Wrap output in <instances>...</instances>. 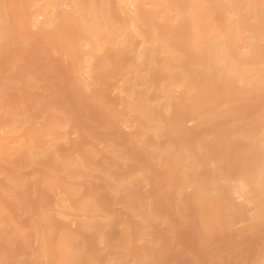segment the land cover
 I'll return each instance as SVG.
<instances>
[{
	"label": "rangeland",
	"instance_id": "obj_1",
	"mask_svg": "<svg viewBox=\"0 0 264 264\" xmlns=\"http://www.w3.org/2000/svg\"><path fill=\"white\" fill-rule=\"evenodd\" d=\"M24 1L0 0V139L15 135L39 152L19 155L0 146V264H264V159L256 163L255 156L256 147L264 148V0H153L152 18L130 27L136 48L128 55L139 71L144 32L154 23L159 33L174 34L196 78L190 109L160 137L141 130L140 96L127 95L137 77L111 74L87 87L89 68L82 76L73 43L28 30ZM232 50L251 61L233 64L224 56ZM217 66L236 83L222 79ZM195 110L210 122L202 125ZM175 142L203 145L205 161L221 155L237 176L258 169L242 214L230 217L224 200L209 204L194 190L197 178L181 186L161 160ZM70 191L80 193L82 207ZM113 212L122 222L106 234L95 231ZM86 222L94 228L85 232Z\"/></svg>",
	"mask_w": 264,
	"mask_h": 264
},
{
	"label": "bare ground",
	"instance_id": "obj_2",
	"mask_svg": "<svg viewBox=\"0 0 264 264\" xmlns=\"http://www.w3.org/2000/svg\"><path fill=\"white\" fill-rule=\"evenodd\" d=\"M151 1H153V0H25L24 2H25V6L27 8V13L25 12L26 14L23 17V19H25L24 20L25 24L24 23L23 24L26 26V28L28 30H30V29L31 30H37V31H40L43 33L53 31V32H55L56 35L58 34L59 37H64L67 39L69 38V40L73 43L72 48L74 47L71 50L73 53L74 52L76 53V56L74 57V59L76 61L75 60L74 61H75V63H78L79 67L77 65V68H80V71H82V76L84 74H86V72H87V71H85V69L89 68V70H88L89 74L88 75H89L90 79L87 80L86 78H84V80H83L84 82H86L87 87H90V88L93 87L94 88V86H96L98 83L102 82V79L104 78V76L109 77V75H111V74H119V75L124 74V75L130 76V77H137V79L139 81L137 80L136 83H134V84H128V86L126 88V91L128 93L127 95L130 97L136 96V95H137L136 97L140 96V100H141L140 102H142V107H140V108H142L141 111L144 114V116L139 115V116H141L140 120H141V123L143 124V128L141 130L143 132H145V134L150 135L153 133L155 135L157 133V135H158V132L161 129L166 128V130H167L168 127L171 126V124L173 122L175 123L177 118L180 119L182 117V115L184 114V112L189 108V106L191 105L189 103V102H191L190 100L192 98L191 94L195 93L194 91L196 90L195 89L196 78H195V75H193L192 73L187 71L186 64H185V60H186L185 56L186 55L182 53V50L179 47L180 43H177L174 41V40H176V37H174V34L173 35L172 34L167 35V34L159 33L156 30V25L154 23H150L149 26L147 27V31H145V32L143 31L144 37H145L144 39L146 40V44H147V48H146V50L144 49L145 53L143 54L145 62L143 61L144 65L142 64L145 68L142 67L143 70H141V68H140L141 71H139L138 69L140 66L138 68L134 66V62H135L134 56L135 55H133L132 53H131L132 56H131V54H129L130 56L128 55L129 51H133L136 48L134 45L136 39L133 38V36H132L133 33L131 32L130 27L134 26L136 24H139L144 19L152 18L150 15V9L148 7V5H149V3H151ZM22 7H24V6H22ZM181 20H184V19H181ZM86 31L87 32L90 31L92 35L91 34L87 35ZM90 36H92V37H90ZM65 41H66V39H65ZM144 46H146V45H144ZM181 47H182V45H181ZM185 47L184 48L182 47V49H185ZM186 48H188V47H186ZM260 49H261V47H260ZM212 50H213V48L211 49V51ZM187 51H188V49H187ZM213 51H212V53H213ZM209 52L210 51H208L207 53H209ZM216 52H214V53H216ZM249 53H250V51H249ZM224 54H226V53H224ZM262 54H264V53H262ZM212 56H213V59H215L214 55H212ZM224 56L225 57L228 56L229 60L233 64L234 63L236 64V62H238L239 60H243V59L245 61L247 60V64H248V60L250 59V57H252V56L247 55V54L246 55L240 54L239 52L233 51V50L231 52H228ZM225 57H224V59L227 60L226 59L227 57L226 58ZM256 58H258V56ZM216 60H218V59H216ZM218 61H217V63H219ZM250 61L251 60H249V62ZM127 62H129L131 65L126 64ZM228 63H230V62L227 61V64ZM219 64H221V63H219ZM236 65H238V63ZM219 66H217V67L219 68V71H220L221 68ZM230 66L233 67L234 65H229V70H231ZM234 69H237V68H234ZM216 70L218 71V69H216ZM226 71H228V70L226 69ZM226 71H224V72L226 73ZM213 72H216V71L214 70ZM220 72L223 73V75H224V72H222V71H220ZM236 72H238V71H235V73ZM124 75H122V76H124ZM223 75L221 76L222 79L226 78L225 81L227 80L228 83L230 82L231 84H233L236 81L235 80L233 82L232 79H234V78H229V77H232V76H228V75H230L229 71H228V75L227 74L224 76ZM213 76H215V75L213 74ZM130 77H129V79H130ZM219 77H220V75H219ZM262 77H264V74ZM254 81H255V79H254ZM263 81H264V78L261 79V82H263ZM227 86H229V85L227 84ZM102 89H104V88H102ZM237 89H240V88H237ZM110 92H112V90ZM225 92L226 91H224V94H225ZM252 92H251V94H252ZM116 95H117V93H116ZM114 103H116V102H114ZM207 106H209V105H207ZM140 108H138V109H140ZM212 108H214V107H212ZM138 109H137V111H138ZM198 110H200V109H198ZM204 110L205 109L203 106L202 111H204ZM194 112H196V110ZM208 112H209V109H208ZM213 112H215V111H213ZM196 113H197L196 115L199 116L197 120H199V122L202 125H207L206 122L204 123L203 121H206L205 119H207V118H208L207 120H209V117L204 118L203 117L204 114L198 115L199 113H201V111L196 112ZM125 115H126L125 117L128 119L129 115L128 114H125ZM205 115L207 116L208 114H205ZM136 116H138V115H136ZM259 119H261V118H259ZM120 120H122V118H120ZM181 120H180V122H181ZM201 120H203V121H201ZM138 121H139V118H138ZM209 122H210V120H209ZM141 126L142 125H140V127ZM160 132L162 133V131H160ZM141 133L142 132H140V134ZM59 134H60V132L58 133V135L56 133L57 136H59ZM150 136H152V135H150ZM162 136H164V135H162ZM53 137H54V135H53ZM165 137H166V135H165ZM55 138H54V140H56V141L58 140L59 144H63V143H60L61 142L60 140L64 141L62 138L59 137V139H57L56 136H55ZM19 139L17 140V137H15V135H13V136H11V135L10 136H2V139H0V146H1V148L5 147L3 150L6 149L9 151H13V152L15 151L17 153L20 152L21 154L23 153L26 155L31 154L32 156L36 152L35 149H37V151L39 152V150H38L39 147H36V145L33 142L24 143L22 140L19 141ZM28 139H30V138H28ZM54 140H53V142L55 143L56 141H54ZM172 140L173 139H171V142H172ZM162 141H161V143H163ZM18 143H20V144H18ZM260 144H262V143H260ZM41 145H43V144H41ZM173 145L175 146L174 148L172 146L164 147V149H163L164 158L162 157L161 160H163L164 164H166V166H168L169 168L172 167V169H173L172 171L176 172V177L178 176V178L180 179L181 182L180 181L179 182L181 183V186H184V184L187 185V183H185L186 180H189L190 178H192V179L197 178L199 181L196 179L197 182L196 181H195V183L193 182L194 186L196 185V187L195 188L193 187V188H194V190H196V188H197V191L199 193L203 194V195L202 194L201 195L204 196V198L207 200V202L210 201L209 199H215L218 201L224 200L223 203L227 202V204H228V207L227 206L226 207L229 209V210H227V212L229 211L231 213L230 214L228 212L230 217H231V215H233L232 217L237 218L236 216H234L235 213L236 214H242V213H240V211L245 206L244 204H242V201L245 199L244 195L247 193L250 194V190H251L252 185H253L252 182H255L254 178L256 177V174H257L256 172L258 169L256 168L257 170L255 173H254V171H252V172L243 171L241 174H239V176H240L239 177L237 175H234L235 173H231V171L233 172V169L235 170V166L231 170L230 169L231 168L230 167V165H231L230 161L223 158L220 154H219L220 156H214L209 161L207 160L208 163H205L207 161H205L206 159H204V157L207 158L206 154L208 153V150L203 149L204 148V147H202L203 145H201L202 148L200 147V144H199V147L195 146V148H193V149L188 148V146H187V148L186 147H179L178 148V147H176V145H181V144H176V142ZM58 146L59 145H57L56 147L58 148ZM262 146H264V145H262ZM254 147H256V146H254ZM40 148H42V147L40 146ZM43 149H44V147H43ZM15 152H14V154H15ZM252 152H254V150ZM20 153H19V155H20ZM255 153H256L255 154L256 163L257 162L261 163L260 161L262 159H264V148L261 146L256 147ZM36 154H37V152H36ZM253 157H254V155H253ZM248 160H246L247 164H250V163H248ZM254 160L251 162H254ZM201 161L202 162L205 161L204 163L206 165L205 164H204L205 166L200 165ZM237 161H236V163H237ZM239 164L240 163H238L236 165H239ZM247 164L245 162V163L241 164V166L244 165V167H246ZM253 164H255V163H252L251 165L254 166ZM233 165L234 164H232V166ZM251 165H250V167H251ZM162 167H163V165H162ZM244 167H240V168L242 169ZM246 170H248V168ZM259 170H260V168H259ZM192 171L194 173H192ZM248 171H250V170H248ZM189 172L191 174H189ZM245 172H247V173H245ZM236 173H240V172H236ZM262 174L263 173H261V175ZM259 177H261V176L259 175ZM263 177H261V179H260V186L261 187H262L261 180ZM240 181H242V182H240ZM262 181H264V178ZM171 182H173V181H171ZM189 183H190V181H189ZM188 187L189 186H186V188H188ZM190 187H191V185H190ZM254 187H256V186H254ZM258 188H260V187H258ZM261 190L264 192V190L262 188H261ZM115 192L117 193V191H115ZM252 192L253 191H251V194H252ZM72 194H74V195H72ZM256 194H261V191H260V193H256ZM68 195L74 196L76 198V200H75L76 203L79 205V208L82 207L80 200H77V199H80V197H79L80 193L79 192L70 191V192H68ZM191 195L192 194H190V196ZM263 195L261 196V199L264 200ZM252 196H254V195H252ZM221 201H219V202H221ZM258 201H260V199H258ZM210 202H209V204L212 203V202L211 203ZM258 203L260 204V202H258ZM84 204H85V202H84ZM74 209H76V208H74ZM114 211H116V210H114ZM105 213H104V215H105ZM107 217H108V220L106 219L107 221L105 223H103L101 225L99 224V226H98L99 228L95 231H99L100 233L104 232V234H106V232H108V230H112L113 228H115V225L117 224V222H120V221L122 222V220H121L122 216H121V214H119L117 212L116 213L113 212L112 214H107ZM231 220L235 221V219H233V218ZM0 224H2V223H0ZM87 224H88L87 226H86V224L84 225V228H85L84 231L85 232H86V230H89L92 227L94 228L93 225H91V224L89 225V223H87ZM90 232H92V231L90 230ZM105 241H107V240H105ZM129 242H131V241H129ZM62 244H64V246H66L65 242H63ZM55 248H56V250L60 249L59 246H56Z\"/></svg>",
	"mask_w": 264,
	"mask_h": 264
}]
</instances>
